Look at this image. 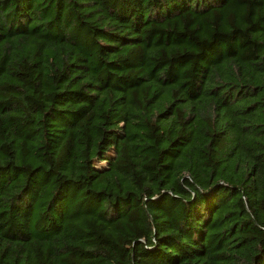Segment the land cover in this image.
I'll return each instance as SVG.
<instances>
[{"label": "trees", "instance_id": "trees-1", "mask_svg": "<svg viewBox=\"0 0 264 264\" xmlns=\"http://www.w3.org/2000/svg\"><path fill=\"white\" fill-rule=\"evenodd\" d=\"M0 264H264V0H0Z\"/></svg>", "mask_w": 264, "mask_h": 264}]
</instances>
